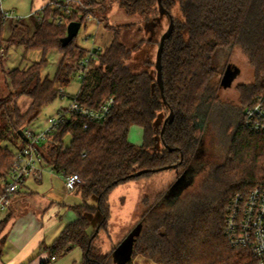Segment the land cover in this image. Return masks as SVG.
Instances as JSON below:
<instances>
[{"label": "trees", "instance_id": "obj_1", "mask_svg": "<svg viewBox=\"0 0 264 264\" xmlns=\"http://www.w3.org/2000/svg\"><path fill=\"white\" fill-rule=\"evenodd\" d=\"M46 1L48 5L32 15L34 31L17 19L9 38L4 37L5 20L0 9V51L18 44L26 51L44 53L41 60L27 67L4 70L9 90L0 96V186L8 181L15 159L3 142L16 139L17 147H22L26 140L20 131H25L45 106L68 95L60 88L68 87L75 74L74 67L66 63L74 55L75 38L66 46L62 44L67 25L56 21L61 10L53 7L63 0ZM107 1H91V10H105ZM111 1L144 20L161 9L159 0ZM177 3L183 19L173 17L174 29L165 38L162 54L165 100L158 70L155 76L148 70L135 72L128 63L141 44L128 47L120 38V30H114L110 44L92 58L79 93L71 96V100L76 98L91 108L113 98L111 113L99 121L70 113L41 145L48 166L58 173L77 172L86 181L80 187L84 202L73 206L77 218L51 244H42L41 252L48 253L50 259L41 264H51L52 257L76 246L82 248L83 260L75 264H112L113 257L96 244L98 232L90 230L87 212L100 210L104 217L100 226H106L115 187L173 164H178L174 168L182 175L211 132L229 141L224 160L210 166L199 183L188 187L185 196L135 235L131 259L142 256L158 264H257L249 249L231 244L225 225L234 195L264 184V133H253L244 125L245 109L264 94V0H162L168 13ZM235 48L246 55L254 73L251 81L238 85L242 107L237 118L226 119L227 109L220 95L222 76L216 75L214 58L220 49ZM52 49L61 53L62 60L50 77L43 70ZM21 96L30 99L25 111L18 103ZM171 109L173 115L165 126L156 127L158 112L164 110L167 118ZM132 125L143 128L141 145L129 139ZM68 134L71 139L66 143ZM156 135L163 142L161 150H151ZM142 170L147 171L137 174ZM93 194L98 197L97 205L87 201ZM11 218L8 212L0 222V259L6 241L4 230Z\"/></svg>", "mask_w": 264, "mask_h": 264}, {"label": "rangeland", "instance_id": "obj_2", "mask_svg": "<svg viewBox=\"0 0 264 264\" xmlns=\"http://www.w3.org/2000/svg\"><path fill=\"white\" fill-rule=\"evenodd\" d=\"M91 1L88 3L84 0H63L59 5L53 6L61 10L63 23L68 26L72 21H82V26L78 35L74 39L75 51L72 57L66 59V63L74 67L75 74L72 82L68 87H63L64 94L76 95L81 88V79L77 70L80 60L88 53L92 46L105 49L114 38V30H120L121 40L128 46L132 47L138 43L141 45L133 52L132 58L128 61L129 65L135 72L148 70L153 76L156 75L157 57L159 51V42L163 34L169 29L171 16L182 20L183 14L179 4L172 7L171 14L161 9L158 13L148 20H144L139 14H129L119 6L116 1H107L105 10L92 11ZM40 4V0H3L2 7L5 10L12 11L14 18H5V38H9L14 30V24L21 19L25 27H29L33 32L35 28L36 14L34 8ZM55 5V4H54ZM38 11V10H37ZM39 12V11H38ZM32 13V14H31ZM90 14L92 15L90 17ZM130 24L127 28L126 25ZM44 53L41 50L26 49L18 44H13L0 51V96L8 93V86L5 83V72L14 67H27L33 61H39L43 58ZM48 64L43 73L53 77L57 72L62 60L61 53L52 49L47 54ZM214 67L217 77L221 81L226 72H230L234 81L231 86L224 87L221 84L220 95L227 113L226 119L237 118L238 111L241 109V96L238 85L249 82L253 79L254 70L249 64L246 55L239 48L232 51L220 49L214 58ZM90 68V66H89ZM71 102V97H60L53 103L45 106L40 115L34 119L29 127L36 131L43 130L47 125L50 116L56 115L61 107H67ZM19 106L23 111L28 109L30 99L27 96H21L18 100ZM165 111L160 110L155 119V126L165 122ZM138 127V128H137ZM132 129L131 140L135 144L142 143V130L140 126ZM207 140L204 141L196 151L186 171L180 175L181 170L177 168H168L151 175L141 176L132 179L126 183L119 184L110 194L111 218L106 226H100L103 215L100 210L87 212L90 218V230L98 232L96 244L100 245L104 253L115 255L118 245L132 234H138L145 226L155 221L156 217L171 208L175 201L181 196H185L192 184L199 183L212 165L221 163L228 150L229 141L215 132L209 133ZM71 135L65 137V142L69 143ZM16 140V139H14ZM9 138L3 145L11 151L17 150V143ZM163 142L159 135H156V142L151 150H161ZM180 178L183 180L180 182ZM29 186L37 191L38 195L27 196L22 192L19 196L18 204L14 210L15 218L36 212L44 208L43 205L49 201L55 200L54 203H61V209L57 216V225L49 229L47 233V242H51V236L59 232L70 222L64 216L70 205L82 204L84 197L80 188L68 190L64 176L58 172H52L51 167L46 168L43 181L36 186L29 183ZM190 186V187H189ZM189 187V188H188ZM18 199V198H17ZM91 205L98 204L96 194L87 198ZM50 202V201H49ZM47 207V206H46ZM73 211V210H72ZM77 216V214H76ZM57 236V235H56ZM48 259L50 256L48 255ZM83 260V250L80 246L72 248L68 252L60 253L55 259H51V264H75ZM112 264H118L114 258ZM124 264H158L142 256H134Z\"/></svg>", "mask_w": 264, "mask_h": 264}, {"label": "built area", "instance_id": "obj_3", "mask_svg": "<svg viewBox=\"0 0 264 264\" xmlns=\"http://www.w3.org/2000/svg\"><path fill=\"white\" fill-rule=\"evenodd\" d=\"M2 2L3 0H0L3 17L14 18L11 10L3 9ZM56 21L62 24L63 16H58ZM102 50L101 47L92 46L87 55L80 60L77 73L81 81L89 70L92 58ZM60 90L65 92L63 88ZM113 106V98L105 100L98 108L80 104L74 98L66 108L48 118L47 125L43 130L36 131L28 127L24 131L27 137L26 143L14 152L15 159L8 181L5 185L0 186V222L7 214L10 197L22 191L27 178L33 176L38 180L42 179L43 172L48 165L40 147L50 140L65 118L70 113H76L88 120L99 121L111 113ZM244 125L253 133H264V94L253 105L245 109ZM85 127H87L86 124ZM61 174L64 176L68 190H76L86 183L77 172ZM225 232L232 245L249 249L257 258V264H264V184L258 185L247 193L234 195L227 213ZM55 258L52 257V259Z\"/></svg>", "mask_w": 264, "mask_h": 264}, {"label": "crops", "instance_id": "obj_4", "mask_svg": "<svg viewBox=\"0 0 264 264\" xmlns=\"http://www.w3.org/2000/svg\"><path fill=\"white\" fill-rule=\"evenodd\" d=\"M48 3L49 2L46 0H40V4L36 8H34V11L43 9L46 5H48ZM68 95L69 97L72 96L69 93ZM63 108L65 107H61L59 111H61ZM137 126L139 125H132L130 128V132H129L130 141H132L130 138L132 129L133 128L137 129L138 128ZM141 130H142V142H143L142 127ZM141 144H137V145H141ZM47 168H49V166ZM44 172L41 180H38L33 176H29L22 191L18 194L13 195L9 199L7 213L11 212L12 218L4 230L6 241L3 246V252H2V257L0 259V264H41L42 261L48 260V255H49L46 252H41L42 244L43 243L51 244L55 240V238L60 234V232L65 228L64 227L59 232V234H55L54 237L51 236L52 239L51 242L49 243L47 242V233L49 232L50 228L55 227L57 225L58 213L61 209H63V205L61 203H54L55 200L51 201L50 198L48 199L50 202L47 201L43 205L44 208L39 209L38 211L33 213L30 212L28 214L19 216L18 219L15 218V214H14V210L16 209L15 206L16 204H18L19 200L22 199V198L19 199L20 194L22 192H28L26 193L27 196L38 195L39 193L35 191L33 188H31L29 186V183L30 182L34 183L36 184V186L40 185L41 182L43 181ZM52 172H55V170L52 169ZM59 174L63 176L61 173ZM74 205L77 204L70 205V210H67L64 213V216L70 222L74 221L77 218L76 216L77 213L73 208Z\"/></svg>", "mask_w": 264, "mask_h": 264}, {"label": "water", "instance_id": "obj_5", "mask_svg": "<svg viewBox=\"0 0 264 264\" xmlns=\"http://www.w3.org/2000/svg\"><path fill=\"white\" fill-rule=\"evenodd\" d=\"M160 3V8L161 10L165 11L163 9L162 6V0H159ZM171 14V13H169ZM82 26V22L79 21H72L68 24L67 26V35L64 36L61 41L62 44L64 46L68 45L79 33L80 28ZM174 29V19L171 16V24L169 29L163 34L161 40H160V44H159V51H158V57H157V70H158V74L160 77V87H161V93L163 96V99L165 100V96H164V82L162 79V54H163V50H164V43H165V38L168 34H170ZM234 81V78L231 76L230 72H226L225 75L222 78L221 84L224 87H229L232 85ZM173 115V109L170 110V113L168 115V117L165 119L164 122V126L166 124V122L170 119V117ZM21 136L24 138V140H27V137L25 135L24 130L20 131ZM172 149V148H170ZM183 161V155L182 158L180 160V162ZM178 164H173V165H169V166H165L163 168H158L155 170H164V169H168V168H174L177 167ZM147 170H142L140 172H138L137 174H141L143 172H145ZM183 180V178H180V182ZM135 235L136 234H132V236L130 237H126L119 245L118 248L116 249L115 255L113 256L114 260L118 263V264H124L125 262H127L128 260H130L132 258V254H133V246H134V242H135Z\"/></svg>", "mask_w": 264, "mask_h": 264}]
</instances>
